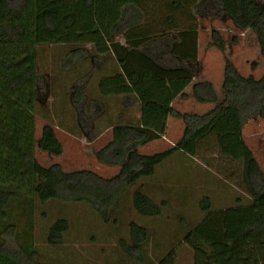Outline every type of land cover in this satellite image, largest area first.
Instances as JSON below:
<instances>
[{
  "label": "trees",
  "instance_id": "1",
  "mask_svg": "<svg viewBox=\"0 0 264 264\" xmlns=\"http://www.w3.org/2000/svg\"><path fill=\"white\" fill-rule=\"evenodd\" d=\"M197 2L0 0V235L11 228L3 220L21 196L41 204L53 200L88 203L104 222L111 223L112 212L120 209L129 189L154 176L177 153L199 157L204 144L212 141L222 156L243 167V178L234 180L252 199L251 223L242 225L236 235L227 237L226 232L220 239L212 231L195 227L183 242L193 249L195 264H264V174L244 140L249 120L264 119V75L244 77L226 59L222 99L211 82L193 86L199 101L215 105L210 112L181 113L173 107L195 79L184 64L198 63ZM217 2L238 29L255 33L264 57V6L257 0ZM161 4L167 15L160 23L145 24ZM118 35H123L124 45L117 41ZM43 45H91L97 55L113 56L117 62L118 71L100 81V95L104 99L124 97L128 104L136 101L141 118L113 125L112 140L97 154L100 163L120 168L116 176L104 178L90 170L66 172L59 165L44 167L36 158L37 144L58 157L64 150L52 126H45L36 140L38 59ZM152 45L163 46L155 51L150 50ZM212 46L226 53L218 31L212 33ZM167 57L183 64L175 65ZM169 117L183 122L182 138L164 152L141 154L140 147L166 136ZM132 204L146 217L162 216L167 206L142 190L133 193ZM202 210L204 216L213 211L209 197L203 199ZM130 228L131 242L121 240L120 248L135 263L148 264L145 246L152 240L151 233L136 223ZM69 229L67 220H58L49 229L48 244L63 245ZM20 248L0 238V264H45L34 258V249H25V244Z\"/></svg>",
  "mask_w": 264,
  "mask_h": 264
},
{
  "label": "rangeland",
  "instance_id": "2",
  "mask_svg": "<svg viewBox=\"0 0 264 264\" xmlns=\"http://www.w3.org/2000/svg\"><path fill=\"white\" fill-rule=\"evenodd\" d=\"M257 1L264 6V0ZM196 2L200 39L198 63L184 64L195 74V83L213 82L218 96H222L226 59H230L244 77L260 79L264 75V57L255 33L238 29L219 10L217 0ZM152 14L150 19L143 21L145 24L160 23L167 11L161 4L159 12ZM213 31L222 35L226 53L213 48ZM116 39L125 43L123 35ZM162 46L152 45L150 50L156 51ZM73 60L77 62L76 67H71ZM169 61L166 64L169 65ZM102 66L104 63L91 45L39 47L36 140L38 142L42 129L49 125L55 129L64 149L62 156L58 157L42 151L37 144L36 158L42 166L59 165L66 172L90 170L104 178L118 174L119 167L104 165L97 158L98 152L112 140V126L121 119L116 118L118 105H121L119 100L103 98L100 104L96 101L100 91L96 93L95 88L103 78L100 73ZM81 86L87 88L88 97L72 98ZM188 94L190 99L178 105L184 111L204 115L214 107L213 104L198 105L193 87ZM254 120L247 128L246 142L255 152L264 174V120L260 119L258 123ZM180 124L185 127L182 121L173 120L169 137L141 148L140 153L155 155L169 149V142L181 134ZM242 172L240 163L222 156L215 142L210 141L204 144L199 157L177 153L161 164L154 176L142 179L129 189L120 209L112 212L111 223L104 222L88 203L53 200L41 204L37 199L32 201L21 196L4 217L3 223L11 228L3 231L0 238L6 245L17 249H21V244H25L29 251L34 249V258L45 264H137L124 255L119 244L121 240L131 242L130 224L136 223L151 233L152 240L145 246L148 264H195V253L183 240L204 215L203 199L209 197L214 200L212 207L217 208L234 205L220 202L221 195L226 193L240 196L246 205L251 204L252 199L245 188L236 184L243 178ZM138 190L151 195L159 204L167 203L162 216L146 217L135 211L132 195ZM61 219L69 222L70 229L65 234L63 245L51 246L47 242L49 229ZM240 221L241 226L248 223V220ZM221 229H215L216 238L223 236ZM225 230L227 237L234 236L239 232V225H225ZM206 247L211 249L208 243Z\"/></svg>",
  "mask_w": 264,
  "mask_h": 264
},
{
  "label": "crops",
  "instance_id": "3",
  "mask_svg": "<svg viewBox=\"0 0 264 264\" xmlns=\"http://www.w3.org/2000/svg\"><path fill=\"white\" fill-rule=\"evenodd\" d=\"M199 43H200V39H199ZM121 44L124 45L125 43L121 42ZM199 48H200V44H199ZM99 59L101 60L102 63H104V66H102L100 68V73H101L102 77H107V76L111 75L112 72L118 71L119 67H118V64L115 61L113 56L102 55V56H99ZM75 60H77V59H75ZM75 60H73V62L71 63V67H74V66L76 67V63L77 62ZM168 60H170L175 65L183 64L177 58H172L171 57ZM195 79H196V77H195ZM195 79H194L193 83L191 84V86H189L186 89L185 95L181 96V97H178L173 103V107L177 111H179L181 113H190L191 112V111L190 112L184 111L183 109L179 108L178 105L179 104L183 105V103L186 100L190 99V97H189L190 95L188 94V91H189L190 87H193L194 84H196L195 83V81H196ZM222 82L224 84V81H222ZM211 83L213 84L214 87L216 86L213 82H211ZM221 88H222V92H223V85L221 86ZM215 90H216V87H215ZM86 91H87V88H82V86H81L80 88L75 90L76 94L74 93L75 95L72 96V98L75 97V98H78L80 100L83 97H88V94L86 93ZM95 92L96 93L99 92V87L95 88ZM218 97L220 99H222L223 94H222V96H218ZM95 98H96V101H98L99 104H100L101 100H103L101 95L100 96H96ZM117 100H119L120 104H121V105H118L119 109L117 108L118 113L116 114L117 115V117H116L117 119L121 118L120 122H125V123L126 122H133V121H137L138 119L141 118V114L138 111V103L136 101L132 100V103L128 104L127 102H125L124 97H122L120 99L117 98ZM204 104H209V103H203L201 101L198 102V105H204ZM192 114H196V113L193 112ZM173 120H178V121L181 122V120H179V119H176L174 117H169V119H168V129H167L166 136L163 139L159 140V141H164L165 139H167L169 137V135H170V126H171V122ZM261 120H264V119H261ZM251 121H252V119L249 120V122L246 124V126L244 128V140H245V142H246V131H247V128L250 125ZM259 121H260V119H258L257 121H256V119L254 120L255 123H258ZM180 125H181V129H182L181 134H180L179 137H176L173 141L169 142V145L171 147H173L182 138V136L184 134L185 127H183L182 124H180ZM152 143H154V142H152ZM152 143H150V144H152ZM150 144H148L146 146H143V147H140L139 148V152H140L141 148L147 147ZM246 144H247V142H246ZM253 153L255 154V152H253ZM150 197H151V195H150ZM241 199L242 198H240V196H237V195L234 196V195L226 194V193L222 194L221 197H220V202H225V203H228V204L229 203H233L234 205H225L223 207H218V208L217 207H213V211L212 212H210L209 214H207L205 216L203 215L202 219L200 220V222L198 223L196 228L197 229L202 228L203 231L206 232V233H208L210 231L215 232V229L222 228L223 230L221 229L222 231H220V232H221V234H224V232L225 233L227 232V230H225V225L229 226L230 224H232V227H234L237 224V225H239V229H240L242 226L240 225L239 221L242 220V219H244L245 221L248 220V224H250L251 223V219H252V215H251V211H250V209L252 207V202H251L250 205H246L243 202V200H241ZM212 202H214V200ZM221 234H219V235H221ZM221 238H223V236Z\"/></svg>",
  "mask_w": 264,
  "mask_h": 264
}]
</instances>
